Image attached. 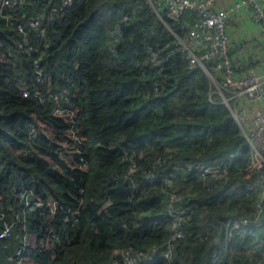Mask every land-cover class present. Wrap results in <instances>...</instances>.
Here are the masks:
<instances>
[{"label":"trees","instance_id":"1","mask_svg":"<svg viewBox=\"0 0 264 264\" xmlns=\"http://www.w3.org/2000/svg\"><path fill=\"white\" fill-rule=\"evenodd\" d=\"M61 2L27 0L15 10L17 20L0 17V210L6 212L0 230L16 220L13 234L0 240V264L20 260L25 237L22 264H126L125 251L164 249L172 230L169 189L161 178L182 184L177 164H212L227 156L222 179L181 185L188 214L173 260L159 250L156 260L141 264L264 262V219L249 226L255 235L237 232L228 242L230 223L252 216L259 200L246 173L252 151L208 73L191 69L177 44L185 19L178 22L166 11L160 16L146 0H75L68 11L55 13ZM40 13H54V23L42 22L45 35L30 28ZM19 22L44 52L43 82L34 65L39 54L19 47ZM33 83L43 91L70 88L77 119L57 113L54 103L24 96ZM73 127L80 144L71 137ZM67 139L75 151L63 144ZM128 157L138 165L135 172ZM152 174L160 179L151 181ZM24 189L47 203L26 212Z\"/></svg>","mask_w":264,"mask_h":264},{"label":"built area","instance_id":"2","mask_svg":"<svg viewBox=\"0 0 264 264\" xmlns=\"http://www.w3.org/2000/svg\"><path fill=\"white\" fill-rule=\"evenodd\" d=\"M160 16L162 11H166V15L178 22H182L186 28L184 35L177 37V44L184 52L188 59L191 69L201 66L210 76L212 83L215 85L216 92L219 93L223 102L231 109L234 118L240 125L243 135L248 140L252 158L250 166L246 173L252 179L249 188L259 195V200L252 213V216H242L235 218L227 230L228 242L230 238L237 232L255 235V229H250L249 226L253 222L263 221L264 213V111L245 106L243 100L246 98L251 103L264 102V74L252 67L247 73L240 74L239 71L243 65L236 61L231 53L229 34L227 24L231 20L232 14L242 7H250L252 9L253 19L260 23L264 30V6L262 0H239L234 5L227 8H215L214 0H146ZM27 0H0V17L5 18L8 22L17 20L15 10L24 6ZM75 4V0H62L59 6L54 7L55 13L68 11ZM190 13H195L196 18L193 21L186 20V16ZM54 14V13H53ZM49 16L40 13L39 16L31 21L30 28H36L39 35H45V28H42L44 20L54 23V16ZM19 31L23 34V40L19 43V47L25 53L34 55L39 54L35 59V68L37 70V81L43 82L46 80L45 70L42 66L41 59L44 52L39 46L32 41V36L26 26L19 22L17 24ZM156 58V57H155ZM155 63L157 60L155 59ZM31 86H25L23 89L24 96L35 95L43 104L54 103L55 111L60 114L69 115L72 120L77 119L79 112L70 105L71 89L68 87L60 91H52L48 86L46 91L33 83ZM38 130L36 126L31 127L32 136H36ZM72 139L80 144L82 139L78 136L73 127ZM68 139L63 142L67 147H71L75 151L77 146L67 144ZM27 154L28 151H25ZM70 151H65L64 154L69 156ZM129 154L128 150H125ZM130 172H135L138 169L137 163L133 160L134 157H128ZM228 156L217 158L214 163L206 164L202 159L191 160L179 163L175 166L177 174L181 175V180L165 175L161 179L167 186V217L170 218L171 236L167 241V247L161 249L159 245H154L147 251H139L133 254L131 251L123 253V260L126 264H141L142 262L152 261L157 259L159 250L164 259L168 262L173 260L174 247L177 240L185 236L184 224L187 219L188 210L183 205L185 195L180 192L181 185H192L197 181H203L204 185L208 184L209 178L222 179L228 172ZM158 164L162 163V157L157 160ZM85 163L83 167H87ZM151 181H157L160 177L157 174H152ZM139 185L135 186L138 187ZM20 198L24 201V209L26 212L33 210L36 206H40L44 202L35 197L33 190L24 189L20 191ZM83 199L80 200V205L83 204ZM56 200L49 201V205L56 206ZM0 216L6 217V212L0 210ZM21 217H17L20 220ZM7 223L6 227L0 230V240L9 237L13 234L15 225ZM249 228V229H248ZM25 245L18 250L20 260L14 264H22L24 255L29 245L28 237L24 239ZM250 254L256 256V250H248ZM221 251L215 250L214 256L220 257ZM116 262L118 260L116 259ZM259 264H264L261 262Z\"/></svg>","mask_w":264,"mask_h":264},{"label":"crops","instance_id":"3","mask_svg":"<svg viewBox=\"0 0 264 264\" xmlns=\"http://www.w3.org/2000/svg\"><path fill=\"white\" fill-rule=\"evenodd\" d=\"M239 0H214L215 8H227ZM264 6V0H262ZM189 20L191 17H187ZM231 53L235 60L243 67L240 74L247 73L252 67L264 74V30L260 23L253 19L252 9L242 7L232 14L227 24ZM247 107L264 111V102L251 103L248 99L243 100Z\"/></svg>","mask_w":264,"mask_h":264},{"label":"rangeland","instance_id":"4","mask_svg":"<svg viewBox=\"0 0 264 264\" xmlns=\"http://www.w3.org/2000/svg\"><path fill=\"white\" fill-rule=\"evenodd\" d=\"M190 189H193V188H192V187H190ZM190 189H189V191H191Z\"/></svg>","mask_w":264,"mask_h":264}]
</instances>
